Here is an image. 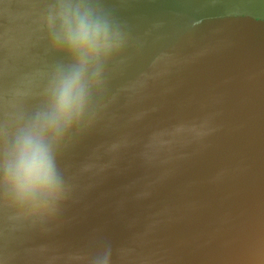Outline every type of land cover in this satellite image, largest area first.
Returning <instances> with one entry per match:
<instances>
[{
	"label": "water",
	"instance_id": "95a60500",
	"mask_svg": "<svg viewBox=\"0 0 264 264\" xmlns=\"http://www.w3.org/2000/svg\"><path fill=\"white\" fill-rule=\"evenodd\" d=\"M49 0H0V119L39 102ZM125 35L43 219L0 264H264V0H96Z\"/></svg>",
	"mask_w": 264,
	"mask_h": 264
},
{
	"label": "clouds",
	"instance_id": "9594fccd",
	"mask_svg": "<svg viewBox=\"0 0 264 264\" xmlns=\"http://www.w3.org/2000/svg\"><path fill=\"white\" fill-rule=\"evenodd\" d=\"M42 26L58 57L39 102L0 119V207L18 219L48 217L65 199L60 158L91 123L107 70L126 45L96 0H49ZM109 257L110 249L102 264Z\"/></svg>",
	"mask_w": 264,
	"mask_h": 264
}]
</instances>
